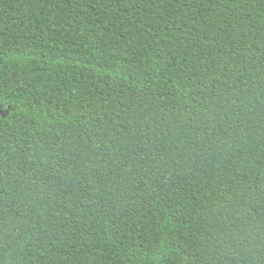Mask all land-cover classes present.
I'll return each mask as SVG.
<instances>
[{
  "label": "trees",
  "instance_id": "trees-1",
  "mask_svg": "<svg viewBox=\"0 0 264 264\" xmlns=\"http://www.w3.org/2000/svg\"><path fill=\"white\" fill-rule=\"evenodd\" d=\"M0 264H264V0H0Z\"/></svg>",
  "mask_w": 264,
  "mask_h": 264
}]
</instances>
